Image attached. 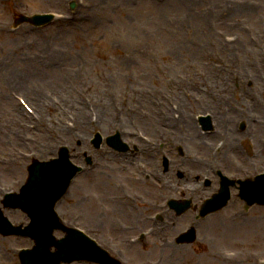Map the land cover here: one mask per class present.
<instances>
[{"label": "rangeland", "instance_id": "1", "mask_svg": "<svg viewBox=\"0 0 264 264\" xmlns=\"http://www.w3.org/2000/svg\"><path fill=\"white\" fill-rule=\"evenodd\" d=\"M15 1L0 0L1 22L12 25L13 20L25 11L30 13L54 9L66 11L67 7V0H22L18 2L19 4L14 3ZM76 1L78 2L79 0ZM92 1L95 4H91ZM192 1L166 0L160 4L158 0H85L86 6L80 5L81 9L84 10L79 12L80 9L77 6L76 11L79 13L72 22L53 27L48 36L43 41L40 40L41 51L38 48H34L37 39L33 38L40 32L37 34L31 33V27L23 25L19 28L20 32L18 34L10 38L0 37V46L5 45L3 49H7V51H2L0 48V52L4 56L8 54L32 56L31 62L24 63L22 61L17 63V66L39 69L40 71H36L34 74L45 78L47 81L42 78H34L30 85L36 87L45 83L46 89L54 94H59L60 92L69 94L74 91L76 95L75 111H78L77 108L80 106L77 104L82 103V98L87 101H95L93 106L86 105V113H89L90 108L101 113L106 108L98 101L110 102L112 103L111 108L113 111L115 106L123 110V113H125L123 119L126 121L131 118L132 112L130 110L141 113L143 109H150L156 102V98L161 95L165 98L164 103H168L170 94L179 100L181 97L190 98L192 99L191 107L195 110L197 107L202 106H196L199 98L200 100L202 99L203 106H207L206 104L210 103L212 98L217 100L224 98L229 101L235 93V87L239 85L250 86L249 80H253V76L259 77L262 74L263 70L257 68V66L260 61H264V57L261 54V50H264V39H260L263 46H258L259 49L257 48V51L249 47L246 53L247 58H244L245 61L242 60L241 63H233V57L238 47H232L230 50L220 53L219 57L215 59V66L216 68H221V71L213 75V81L203 78L205 80V88L200 91V97L194 94L192 84L183 82L180 79L182 74H184L180 68L182 67L181 64L194 60L196 57V55H193L188 60H185L184 55H181V47L193 46L197 52H199L200 46L216 47L215 39L221 40L217 30H229L227 26H213L211 17L204 21L202 13L205 12L217 13L219 16L228 14L232 17L240 18L241 29L247 31L246 27H251V33H254L259 38L257 32L262 33L263 31L264 33V24L260 23L262 20L261 15H264V0H194L197 6H193ZM192 9L194 10L192 11ZM248 12L254 15H250ZM197 13H201L203 21L196 19ZM190 14H195V17L191 15L195 18L193 22L187 16ZM213 31L214 33H212ZM235 31L236 29H232L231 33ZM54 33L55 35H53ZM117 41L124 43L125 51L132 52L135 56H138V62L130 63L127 59L125 61L120 60L114 55L111 51V44ZM10 47H12V51L8 49ZM47 47L56 56L52 58L56 59L53 63L54 70L49 71L57 73L55 79L47 69H43L42 66H36V63L39 64L40 61L51 58L52 54L45 52ZM174 47L179 48L175 49ZM139 48H142V50L148 48V57L140 56ZM248 53L255 56H251ZM140 54L143 53L140 52ZM57 62H60V66H57ZM231 65L233 69H231ZM231 74H236L238 80H233V76H230ZM262 86L264 87V84ZM8 87L9 83L7 82L1 88L4 91L3 95L5 97L3 98H11L8 94ZM236 96V99H240L238 95ZM9 115L6 111H1L0 119H4ZM95 117L98 121V115ZM88 119L90 120V116H88ZM141 120H139L140 125L138 126L144 129L145 126L141 125ZM113 123L114 121H111L112 128ZM151 123L153 126L155 122ZM62 125L65 126L63 122ZM109 127L106 123L105 128ZM132 127L133 122L124 128L125 134L127 132L133 133ZM93 129L91 128L85 138L75 142L71 147L73 148V154H77V156L73 155V158L78 163H84L83 152L88 149V140L95 133ZM100 131L104 133L103 130ZM36 135L39 134L37 133ZM211 137L210 141L215 142L221 136L218 133ZM204 145L202 143V146ZM195 148L197 150L192 152H205L199 150L198 148L200 147L197 145H195ZM79 151L82 154L81 156H79ZM184 152L187 155L185 146ZM247 163L251 164L249 161ZM248 166L251 165L248 164ZM104 171V173H108L99 174V177L103 178V182L106 184L104 188L109 191V196L112 199L111 203L105 201L103 197H97L96 194L100 195L99 184L89 183L83 190L84 194L87 195L84 196L83 191L80 194L82 189L80 187L86 176L81 177L75 185L76 192L74 191L73 197H75V201L79 200V203L85 199L92 200L93 204H91V207L98 208V214L109 215L111 224L117 227L121 219H116L111 213L113 204H120L122 194L115 190L114 184L115 182L120 183L126 172L122 171L120 174V170L111 172L110 169H104ZM92 178H95V176L89 177L88 180ZM194 202L199 201L195 198ZM100 204L109 206L110 211L103 212L99 208ZM69 210L73 214L81 212L73 206H69ZM249 213L250 217L243 224L236 222L235 219L227 222L235 226L236 224L244 227L249 225L246 238L240 237L239 234L225 233L227 228L225 226H222L216 232L215 229L218 226L228 224L222 223L217 226L214 222H209L207 223L208 227L211 223L213 225L212 229H208L211 241L202 245L205 247L199 250L198 255H195L192 251L193 248L201 247L200 244H197V246L196 244L193 246H181V253H185L184 255L186 256L182 255L183 258L180 264H218L213 259L217 257L216 253L220 249L246 252L247 264H257L256 259L264 257V226L256 228V226L252 227L250 224L258 218L264 220V207L253 208ZM215 218L217 220L219 217ZM252 218L253 220H251ZM87 224L94 225V222H88ZM257 232H259V236H256ZM112 233L113 231H110L109 235L112 236ZM157 254L158 252H155L151 260L155 259ZM134 256V254L130 255L133 264H144L149 255L137 254V257Z\"/></svg>", "mask_w": 264, "mask_h": 264}, {"label": "bare ground", "instance_id": "2", "mask_svg": "<svg viewBox=\"0 0 264 264\" xmlns=\"http://www.w3.org/2000/svg\"><path fill=\"white\" fill-rule=\"evenodd\" d=\"M248 14L252 15L251 12H248ZM7 36H9V35H7ZM9 37H11V36H9ZM6 45H8V44H6ZM4 46L5 45H3V47ZM2 51H4V50H2ZM248 54H250V53H248ZM250 55L251 56H255L253 54H250ZM7 57H8L7 60L9 61V63H15L16 59H18V57L15 58V59H11L9 56H7ZM54 61H55V59L53 61L50 60L48 63H46V64H44L42 66L43 67H46L47 70H48V72L51 71V70H54V65L52 64V62H54ZM6 68H7V71H6L5 75L2 76V77H0V84L5 79H10V78L13 77L14 74H16V76H14V77H19V80L13 81L12 83L13 84H18L19 82H22L24 86H27L28 84H26V83L29 81V79L31 77L35 76L34 75V72L40 71V70H34V69H32L30 67H26V66L23 67L21 65H18L16 67V69H12V68H9V67H6ZM30 73H33V74L30 77H27ZM49 73L53 76L54 79L56 78L55 75L57 73H52V72H49ZM13 107H14V104L10 105L9 109H11ZM15 108H16V106H15ZM16 111H18L17 108H16ZM81 116H82V123H81V127L80 128H81V130H85L86 129V124H87L88 120H87V117H86V115L84 113H81ZM11 118H14V116H12ZM59 129H60V138L67 139L69 141H74L75 140L76 136H75L74 132H72L70 130H67V129H64L62 127H59ZM192 131H193V129L190 127L189 130H188V133H191ZM45 137H47V136L45 135ZM0 142H2V143L5 142V144L7 146H10V147L11 146L15 147V146H18L20 144L22 145V141H20L19 139H17V137L14 136V135L13 136H9V135L4 136L2 139H0ZM39 147L40 148H38V150H40L41 152H44L46 150H52L53 149V145L46 146L44 143H41L39 145ZM7 152H9V151H7ZM116 162L120 163V161L118 160V156H115V158L113 159V164L110 166V168H112L113 171H116L117 170L116 165H114ZM17 163H18L17 161L16 162H13L11 165H9V167H6V169H7L6 171L3 168H2V171L4 170V172L6 173V175H8V174H11V175L18 174L19 176L24 175V172L22 171V168L20 169L19 168V164H17ZM8 178H10V176H8ZM20 183H21V181L18 182V183H16V185H18ZM169 186H170V184H169ZM104 193L107 194L106 189H104ZM2 195H3L2 192H0V197ZM8 214L11 216V219H12V221L14 223L21 222V217L16 212H9ZM136 217L141 222L140 215H137ZM223 222L226 223L227 222V219H223V220L216 221L215 224L218 226V225H221ZM252 222L253 223L250 224L252 227L256 226V228H259L260 226H264V220L262 218H258L256 221L254 220ZM222 226H224V224L221 225V226H218L217 229H220ZM249 227L250 226L248 225L247 228H249ZM242 228H243V226H240V224H236V226L229 224V226L227 225V228H226V232L225 233H228V234L229 233H231V234L234 233V234H237V235L240 234V235H242L244 237V236H246V233L247 232L242 231ZM6 242H8V241L0 238V248L3 247ZM9 246H10V248L15 247L12 244H10Z\"/></svg>", "mask_w": 264, "mask_h": 264}]
</instances>
